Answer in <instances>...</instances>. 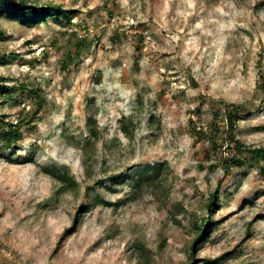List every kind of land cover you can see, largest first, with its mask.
Returning a JSON list of instances; mask_svg holds the SVG:
<instances>
[{"label":"rangeland","instance_id":"374dc122","mask_svg":"<svg viewBox=\"0 0 264 264\" xmlns=\"http://www.w3.org/2000/svg\"><path fill=\"white\" fill-rule=\"evenodd\" d=\"M29 3L74 13L0 16V54H15L0 64L11 93L0 115L24 130L16 148L0 139V264H187L216 189L198 264H264L263 163L225 174L215 115L239 105L237 137L264 148V0ZM160 163V177L136 183Z\"/></svg>","mask_w":264,"mask_h":264},{"label":"trees","instance_id":"16d2710c","mask_svg":"<svg viewBox=\"0 0 264 264\" xmlns=\"http://www.w3.org/2000/svg\"><path fill=\"white\" fill-rule=\"evenodd\" d=\"M73 9L65 8L61 4L47 3L45 5H37L35 3L30 4L29 0H0V16L11 17L22 24H32L44 22L49 16H53L57 22H63L65 20L70 21ZM41 15L43 19L34 20L29 19L30 16ZM15 57L14 53L11 54H0V64L8 62L10 58ZM7 79L5 77H0V93L2 96H7V99L11 98V93H9V85L6 84ZM6 100V98H5ZM43 101H38L37 109L32 113L31 117L27 121L28 124L33 122V119L38 114ZM223 108L215 112L216 117L223 112L224 119L226 121V149L222 152L221 164L227 174L231 167H241L247 161H256L263 163L260 165V172L264 175V148H252L251 146H246V144L237 137L235 131L238 126V120L240 116V106L236 104H227L222 101ZM22 119H18L14 124L12 121H6L4 115H0V139L3 146L6 148H16L17 144L24 137V130L22 127ZM35 127H29L30 131H33ZM92 134L95 136L97 133L93 129ZM224 153L227 154L224 157ZM165 163H160L159 165L149 166L146 171L139 174L136 180L137 184H140L145 180H149L151 177H160L164 171ZM42 171L51 177L57 179L62 185L68 186V188H75L78 183L75 178H73L70 173L62 168L56 166H43ZM222 183V179L219 180V185ZM219 188V187H217ZM210 200L206 205L207 217L201 219L200 223L195 225V235L192 238L190 245L191 252L189 254V262L187 264H198L195 256L196 249L201 248V246L207 242L209 239L213 228L216 226V221L213 220L214 207L219 204V189H216L209 196ZM78 219L74 220L73 225L64 229L62 232V237H67L75 231V226L77 225ZM209 260V259H206Z\"/></svg>","mask_w":264,"mask_h":264}]
</instances>
